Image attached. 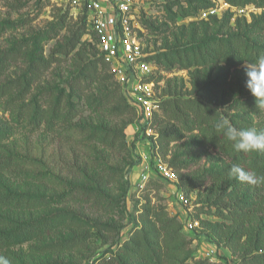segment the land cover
<instances>
[{
    "label": "trees",
    "instance_id": "trees-1",
    "mask_svg": "<svg viewBox=\"0 0 264 264\" xmlns=\"http://www.w3.org/2000/svg\"><path fill=\"white\" fill-rule=\"evenodd\" d=\"M181 1L169 0L171 6L180 5ZM224 1L235 7L249 3L264 7V0ZM214 5L206 4L201 10ZM234 15V11L227 9L222 15L210 18L221 17L223 24L229 26ZM79 17L80 22H68L65 18L58 22L68 33L58 47L59 55H38L28 61L25 43L18 44L14 49L0 50V102L18 119H28L33 130L47 126L58 139L53 160L57 161L61 172L72 174L76 180L67 193L59 196L61 201L67 205L87 204L109 211L112 200L107 192L117 181V174L102 170L94 173L95 163L84 160L77 149L82 137L97 136L111 149H128L126 128L137 122L138 116L115 80L110 64L100 53L94 35L98 56L81 64L80 70L69 81V91L52 86L41 87L45 74L54 64L63 63L65 57L78 48L88 30L85 16ZM245 20V16H237V27L241 28V32L221 35L208 48L175 52L173 64L183 62V68L221 63L237 68L245 62L256 64L264 56V45L260 44L264 18L248 25ZM156 57L154 53L149 56L157 62ZM20 63L25 64L20 74L11 77L12 68ZM94 85L100 90L96 99L91 100ZM224 88L223 82H214L198 85L194 95L174 93L160 98V110L152 123L158 133L153 146L168 162L172 145H183L182 154L174 155L168 163L177 172L188 197L196 188L205 187L208 190L207 204L203 207L217 218L208 222L213 233L210 241L229 248L237 255V264H264V183L253 185L230 175L231 166L238 164L247 171L264 176V152H237L223 133L215 131V125L222 118L228 119L240 130H262L264 111L256 109L255 97L250 91L235 96L227 103H211L212 94ZM72 96L85 98L93 106L96 115L105 122L100 132H92L85 126H73L79 109L75 107ZM70 150L77 154L73 163L66 159ZM204 157L209 160L219 158L221 164L216 169L200 170L196 174L181 171L198 164ZM35 166L34 160L0 155V177L20 176L19 179L21 172ZM82 175H85L84 180ZM31 193L29 189L5 190L0 186V255L9 258L11 264L22 263L13 256L9 247L24 241H33L31 253L34 255L53 257L51 261L35 264H83L82 260L76 259L74 251L93 237H105L104 229L112 228L101 220L100 215L90 218L88 214L83 215V210L78 212L75 208L66 210L64 214L53 210L47 218L29 219L27 213L50 205L43 194L32 196ZM194 216L196 218L195 213ZM132 222L126 238L122 242H112L114 250H107L88 264H225L220 259L207 257L196 260L193 239L184 231L182 220L149 197L145 198ZM63 231H68L69 235L64 236Z\"/></svg>",
    "mask_w": 264,
    "mask_h": 264
},
{
    "label": "rangeland",
    "instance_id": "rangeland-1",
    "mask_svg": "<svg viewBox=\"0 0 264 264\" xmlns=\"http://www.w3.org/2000/svg\"><path fill=\"white\" fill-rule=\"evenodd\" d=\"M215 3L219 7L220 16L227 10L220 0H183L180 5L175 6H171L169 0H149L141 6L139 35L145 50L157 56V62L154 60L158 66L155 91L160 98L174 93L194 95L198 85L214 82H223L225 88L212 94L211 103H227L235 96L250 91L246 86L245 63L237 68H231L224 63L190 68H183V62L173 64V57L177 51H191L198 47L208 48L209 44L221 35L241 32L236 21V17L240 15L233 17L229 26L223 24L221 17L202 19L199 16L204 5ZM248 5L250 15H245L247 25L264 18V7L256 3ZM62 18L72 23L77 20L81 21V17H75L70 10L59 6L52 0H0V50L14 49L18 44L25 43L28 48V61L38 55L45 57L53 53L59 55L58 47L65 41L64 36L68 34L66 28L58 25ZM260 44L264 45V33L260 38ZM98 53L94 37L87 30L78 48L65 57L63 63L54 64L45 74L41 87L52 86L58 90L69 91V81L80 70L81 64L88 58L98 56ZM24 66V63L14 66L10 72L11 77L20 74ZM99 90L100 87L94 85L90 93L91 100L96 99ZM72 100L75 107L79 109V114L73 123L74 127L85 126L92 132H100L105 127V122L101 121L93 106L87 103L85 98L79 99L72 96ZM126 136L128 149H111L101 142L99 136L82 137L79 143L80 148L77 149L84 160L95 163L94 173L102 170L117 174V181L107 192L112 200L110 210L96 209L79 203L67 205L61 201L59 196L67 193L76 180L72 174L61 172L57 161L53 160L54 153L57 151L58 139L47 126L33 130L28 119H18L13 111L6 109L5 105L0 102V155H13L20 160H34L36 164L34 168L21 172L22 176L19 179L17 178L20 176L0 177V186L5 190L29 189L32 191V196L43 194L47 198L50 205L27 213L29 219L47 218L53 210L64 214L66 210L74 208L78 212L83 210L85 214H81H88L90 218L100 215L101 220L111 225L112 228L104 229L105 237H93L74 251L77 260L88 264L107 250H114L115 245H111L112 242H122L126 238L132 228L133 217L147 197L151 198L154 203L164 206L171 215L185 217L186 207L178 202L173 185L165 181L154 167H152L150 180L144 187H139V166L143 160L141 152L149 153L148 160L152 164L151 148L149 141L137 131V122L126 128ZM184 141L185 139L182 142ZM172 146L167 156L168 162L172 161L174 155L182 154L183 145L181 143ZM76 156L77 154L70 150L66 159L73 163ZM183 159L190 160L187 157ZM220 164L219 158L209 160L204 157L198 164L194 163L181 171L196 174L200 170L216 169ZM83 178L85 175L81 176L82 180ZM207 195L208 190L205 187L196 188L190 193L194 213L200 225L199 233H187L193 239L194 258L202 259L206 251L214 246L216 247V259H220L225 264H237V255L223 244L217 246L209 239L213 233L208 222L215 221L217 218L208 214L206 208L203 207V204H207ZM89 222L91 223L92 219ZM62 234L67 236L69 232L63 231ZM32 244L33 241H24L10 246L9 251L22 264L48 262L53 259L51 255L40 256L31 253Z\"/></svg>",
    "mask_w": 264,
    "mask_h": 264
},
{
    "label": "built area",
    "instance_id": "built-area-1",
    "mask_svg": "<svg viewBox=\"0 0 264 264\" xmlns=\"http://www.w3.org/2000/svg\"><path fill=\"white\" fill-rule=\"evenodd\" d=\"M64 7L75 17L85 16L88 31L95 37L97 46L104 59L110 64L114 78L121 86L122 92L138 116L137 131L149 141L153 163L148 152H141L139 187H144L151 178L152 167L167 182L173 185L178 202L186 207L185 217H179L187 233H199V220L195 218L191 198L181 187L175 169L155 150L153 142L158 135L152 123L160 110V97L155 91L158 66L149 58L150 52L140 38V8L149 0H52ZM226 9L235 15H250L249 5L235 7L227 1L220 0ZM200 11L202 19L219 15L217 5ZM142 128L143 131H142ZM152 139H151V138ZM216 247L211 246L204 257L216 259Z\"/></svg>",
    "mask_w": 264,
    "mask_h": 264
},
{
    "label": "clouds",
    "instance_id": "clouds-1",
    "mask_svg": "<svg viewBox=\"0 0 264 264\" xmlns=\"http://www.w3.org/2000/svg\"><path fill=\"white\" fill-rule=\"evenodd\" d=\"M244 71L247 76L246 86L255 97L256 109L264 111V56H261L256 64L245 62ZM215 131L217 134L223 133L237 152H264V129L240 130L234 127L228 119L222 118L215 125ZM230 175L241 182L253 185L264 183V176L247 171L238 164L231 166ZM0 264H11V261L5 256H0Z\"/></svg>",
    "mask_w": 264,
    "mask_h": 264
}]
</instances>
